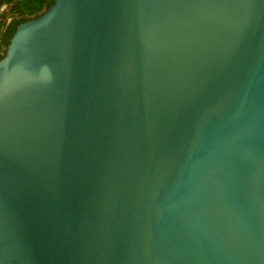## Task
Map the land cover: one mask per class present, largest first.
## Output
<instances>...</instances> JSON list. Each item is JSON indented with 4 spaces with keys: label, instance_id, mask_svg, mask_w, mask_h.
Masks as SVG:
<instances>
[{
    "label": "water",
    "instance_id": "95a60500",
    "mask_svg": "<svg viewBox=\"0 0 264 264\" xmlns=\"http://www.w3.org/2000/svg\"><path fill=\"white\" fill-rule=\"evenodd\" d=\"M0 55V264H264V0H53Z\"/></svg>",
    "mask_w": 264,
    "mask_h": 264
},
{
    "label": "trees",
    "instance_id": "16d2710c",
    "mask_svg": "<svg viewBox=\"0 0 264 264\" xmlns=\"http://www.w3.org/2000/svg\"><path fill=\"white\" fill-rule=\"evenodd\" d=\"M10 2H12L9 6L10 13L13 16H18L19 20L14 21L3 35L0 33V46H6L8 44V41L18 24L40 15L48 6L53 3V0H15ZM3 26L4 23L0 21V30ZM1 57L2 56L0 55V59Z\"/></svg>",
    "mask_w": 264,
    "mask_h": 264
},
{
    "label": "flooded vegetation",
    "instance_id": "af4514ba",
    "mask_svg": "<svg viewBox=\"0 0 264 264\" xmlns=\"http://www.w3.org/2000/svg\"><path fill=\"white\" fill-rule=\"evenodd\" d=\"M10 1H15V0H10ZM8 0H0V13L2 11H4L5 9L9 8V6L11 5L12 2H10ZM19 20L18 17H12L7 19L4 23V26L2 27L1 30H3V32L5 33L6 30L9 28V26H11V24H13L14 21ZM19 25V24H18ZM2 32V33H3ZM5 45H4V49H5ZM2 56V55H1Z\"/></svg>",
    "mask_w": 264,
    "mask_h": 264
},
{
    "label": "rangeland",
    "instance_id": "374dc122",
    "mask_svg": "<svg viewBox=\"0 0 264 264\" xmlns=\"http://www.w3.org/2000/svg\"><path fill=\"white\" fill-rule=\"evenodd\" d=\"M12 17H18V16H13L10 13V7H9L7 9H5V13H4L3 17L0 18V21L4 23L7 19L12 18ZM2 32H3V30H0L1 34H2ZM2 51H3V46H0V54L2 53Z\"/></svg>",
    "mask_w": 264,
    "mask_h": 264
}]
</instances>
